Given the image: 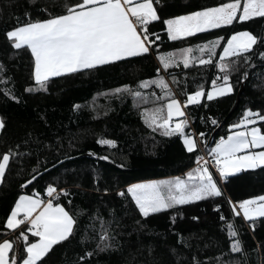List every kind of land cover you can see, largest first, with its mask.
I'll return each mask as SVG.
<instances>
[{
    "label": "trees",
    "instance_id": "obj_1",
    "mask_svg": "<svg viewBox=\"0 0 264 264\" xmlns=\"http://www.w3.org/2000/svg\"><path fill=\"white\" fill-rule=\"evenodd\" d=\"M219 2L225 0H156L155 6L161 20L153 22L152 28L162 37L158 41L160 51L231 34V26H227L224 31L197 33L194 38H185L181 42L169 41L166 31H163L164 18ZM62 3L63 0H34V3L29 0H0V62L8 69L5 75L11 77L14 94L19 97L15 101L0 92V118L5 123V127L0 129V153L9 148L15 150L17 146L26 153L10 165L3 183H0V239L12 238L4 229L3 220L18 195L33 193L35 189L46 197L44 189L48 183H53L70 188L73 194L71 208L86 209L87 214L79 217L77 235L68 243L56 247L48 264H79L78 257L85 250L95 248V241L82 246L79 240L90 223V214L96 209L106 219L109 209L114 211L116 222L112 224L114 231L111 234L115 236L118 250L95 253L88 258V264H192L193 256L201 264H204L206 257L210 258L211 264H217V254L228 252V221L234 222L241 233L245 254L235 257L225 254L222 261L239 259L242 264H264V218H257L254 225L246 223L242 216L233 217L227 204L228 197L238 200L264 194V170L261 168L242 170V173L234 174L238 178H230L221 184L224 195L214 199L222 204L223 214L228 218L224 222L219 220L220 214L213 211L211 199L178 206L173 223L170 210L141 218L130 203V198L116 195L118 190L135 181L182 176L193 166L198 154V150L195 155L188 153L178 136L163 137L153 133L140 119V109L134 107L131 97L117 98L105 93L123 84L135 85L140 79L156 75L158 62L155 49L153 55H146L143 59L126 58L125 61L101 66L99 71L52 78L47 91H24L26 86L34 83L30 80V53L12 50L4 38V32L14 25L16 17L23 18L26 11H30L33 17L41 7L55 13L60 11ZM243 29L264 36V18H254L251 22L236 26V30ZM254 64L255 67L246 69L250 74L245 81L237 73L231 75L234 86L231 94L211 102L202 98L200 106H188L192 114L190 130L197 134L204 133L206 142L211 136L210 144L204 143L205 148L228 134V125L238 121L244 108L264 109V64L258 58ZM169 71L179 72L178 79L187 81V85L181 83L177 88L178 95L180 89L191 91L195 90L196 85L210 87V80L216 73L214 67L201 69L199 66L193 67L188 77H184L180 69ZM240 86L242 92L238 106L226 117ZM3 87L5 85L0 84V88ZM179 98L183 100L186 96ZM204 103L209 106L204 107ZM73 105L81 107L74 109ZM209 118L217 119L218 125L214 126L210 121L205 123ZM101 137L114 139L117 145L114 148L100 146L96 140ZM90 151L98 156L108 155L110 160L97 159L89 154ZM58 161L61 162L39 175L30 185L20 187L34 174V167H39L41 171ZM94 176L98 180L99 191L93 184ZM105 188L109 189L107 194L103 192ZM58 199L67 204L66 199ZM193 216L199 219L194 220ZM177 233L183 234L185 243H177ZM88 234L96 235L90 227ZM22 246V241L16 245L21 252ZM176 256L181 259L177 261Z\"/></svg>",
    "mask_w": 264,
    "mask_h": 264
},
{
    "label": "snow or ice",
    "instance_id": "obj_2",
    "mask_svg": "<svg viewBox=\"0 0 264 264\" xmlns=\"http://www.w3.org/2000/svg\"><path fill=\"white\" fill-rule=\"evenodd\" d=\"M29 2L34 3V0ZM155 4L156 0H63L59 12L41 7L35 17L30 11H26L23 18L16 17L14 25L5 30L4 38L12 50L30 53V80L34 83L26 86L24 91H47L52 78L99 71L101 66L125 61L126 58L143 59L146 55H153L155 49L158 62L155 72L159 75L140 79L135 85L123 84L110 89L109 94L117 98L131 97L134 107L140 109V119L146 127L163 137L178 136L184 149L195 155L200 142L206 141H203L204 133L198 134V140L190 130L192 114L188 106H200L202 98L211 102L231 94L234 91L231 83L233 73L239 74L240 79L245 81L250 74L246 69L256 66L255 59L264 64V36H257L247 29L236 30V26L243 22L264 18V0H225L164 18L163 31H166L169 41L182 42L185 38H194L197 33L224 31L225 27L231 26V34L170 51H160L158 41L162 37L152 28L153 22L161 20ZM195 66L215 68L211 86L196 85L191 91L180 89L178 95L177 88L181 83L187 85V81L182 82L178 79L180 73L170 72L169 69H180L183 76L188 77ZM7 71L0 62V84L5 85L0 92L18 101L11 77L5 75ZM152 87L159 92L148 91ZM181 95L186 98L181 100ZM148 104L152 106H144ZM203 106L209 105L204 103ZM80 107L73 105L74 109ZM209 121L214 126L218 125L215 118H209L205 123ZM4 127L5 123L0 119V129ZM228 129L226 137L221 136L206 149V157L195 155V167L183 172L182 176L129 183L116 195L130 198L141 218L170 210L173 223L178 206L211 199L213 211L219 213V220L224 222L228 218L223 214L222 204L214 199L224 195L221 184L230 178H238L234 174H240L245 169L264 170V109L244 108L238 121L229 124ZM96 143L108 148L117 145L116 140L103 137L98 138ZM89 154L97 159L110 160L108 155L98 156L91 151ZM24 155L26 153L20 151L19 146L0 153V183H3L10 165ZM33 173L31 179L20 185L21 188L30 185L41 174L39 167H34ZM93 184L99 191L95 176ZM103 192L107 194L109 189L105 188ZM44 194L47 199L33 189L32 195H19L11 206L3 220V227L12 238L0 239V264H48L55 248L77 235L79 217L87 214V210L71 208V189L48 183ZM58 198L66 199L67 204ZM227 204L232 216H242L246 223L254 225L257 218H264V194L238 200L228 197ZM192 219L198 220L199 217L193 216ZM114 222L116 217L112 209H109L107 219L99 209L90 214V223L79 243L86 246L95 241V248L85 250L78 257L79 264H88V258L95 253L118 250L115 236L111 234ZM89 227L96 233L95 236L88 234ZM176 235L178 244L185 243L183 234ZM240 235L235 223L228 221V252L217 254V264H242L239 259H221L225 254L234 257L245 254ZM20 241L23 242L22 252L16 247ZM172 251L175 252V249ZM180 259L176 256L177 261ZM192 264H201V261L193 256ZM204 264H211L210 258L206 257Z\"/></svg>",
    "mask_w": 264,
    "mask_h": 264
},
{
    "label": "water",
    "instance_id": "obj_3",
    "mask_svg": "<svg viewBox=\"0 0 264 264\" xmlns=\"http://www.w3.org/2000/svg\"><path fill=\"white\" fill-rule=\"evenodd\" d=\"M241 92H242V86L239 87V89H238V91L236 93L235 100H234L232 106L230 107V109L228 110V113L226 114V117H228L236 109V107L238 106ZM210 141H211V136L208 138L206 144L209 145L210 144ZM57 164H59V163L57 162V163L53 164L52 166H49V167H47L45 169H47V171H48L50 168H52L53 166H56ZM45 169H43V170L40 171V173H41L40 175H42L44 172H46ZM29 179H31V177ZM29 179H27V180H29ZM22 184H24V182ZM27 185L28 184H26L25 186H27Z\"/></svg>",
    "mask_w": 264,
    "mask_h": 264
},
{
    "label": "built area",
    "instance_id": "obj_4",
    "mask_svg": "<svg viewBox=\"0 0 264 264\" xmlns=\"http://www.w3.org/2000/svg\"><path fill=\"white\" fill-rule=\"evenodd\" d=\"M157 74H158V73H157ZM191 131H192L194 134H196L195 138L198 139V140H200L199 135H198L197 133H195L193 130H191ZM203 141H206V138H205V137H203ZM204 143H205V142H200V144H199V148H198V154H197V155H202V156H205V157H206V149H209L211 146H209L208 148H205ZM193 165H195V160H194ZM212 171H215V170L212 169ZM46 198H47V196H46Z\"/></svg>",
    "mask_w": 264,
    "mask_h": 264
},
{
    "label": "crops",
    "instance_id": "obj_5",
    "mask_svg": "<svg viewBox=\"0 0 264 264\" xmlns=\"http://www.w3.org/2000/svg\"><path fill=\"white\" fill-rule=\"evenodd\" d=\"M208 41V40H207ZM204 42H206V41H204ZM204 42H200V43H197V44H201V43H204ZM197 44H195V45H197ZM156 75H159V74H156ZM148 91H155V92H159V90L158 89H155L154 87H152V88H150V89H148ZM1 119V118H0ZM227 136V135H226ZM225 136V137H226ZM219 139V138H218ZM195 167V166H194ZM168 177H170V176H164V177H159V178H153V179H166V178H168ZM146 180V179H145ZM139 181H142V180H139ZM139 181H135V182H139ZM133 183V182H132ZM21 194H25V195H32L33 193H21ZM20 194V195H21ZM19 196V195H18ZM18 198V197H17ZM16 198V199H17ZM43 198L44 199H47L46 197H44L43 196Z\"/></svg>",
    "mask_w": 264,
    "mask_h": 264
},
{
    "label": "rangeland",
    "instance_id": "obj_6",
    "mask_svg": "<svg viewBox=\"0 0 264 264\" xmlns=\"http://www.w3.org/2000/svg\"><path fill=\"white\" fill-rule=\"evenodd\" d=\"M105 93H107V94H109V92H105ZM104 93V94H105ZM97 95H99V94H97ZM145 107H151L152 105L151 104H148V105H144ZM257 150H260V149H257ZM195 165H193L192 167H194ZM153 179V178H152ZM146 180H149V179H146ZM142 181H144V180H142Z\"/></svg>",
    "mask_w": 264,
    "mask_h": 264
}]
</instances>
